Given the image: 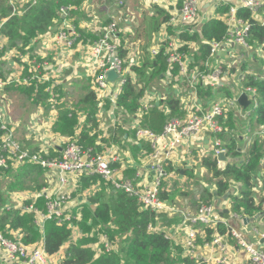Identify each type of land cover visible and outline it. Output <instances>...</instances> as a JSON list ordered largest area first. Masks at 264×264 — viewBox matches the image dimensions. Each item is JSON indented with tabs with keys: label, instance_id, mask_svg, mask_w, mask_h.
Instances as JSON below:
<instances>
[{
	"label": "crops",
	"instance_id": "1",
	"mask_svg": "<svg viewBox=\"0 0 264 264\" xmlns=\"http://www.w3.org/2000/svg\"><path fill=\"white\" fill-rule=\"evenodd\" d=\"M27 1L31 0H15L14 7L11 5L13 12L14 10L19 11ZM117 1L124 2V5L121 6L119 2V6H113V4L118 2L113 3L111 0H107L106 2L102 0H84L80 6L72 5L76 9L71 13L69 21L75 26L78 34L80 35L77 45L72 49H68L66 47L58 48L55 45V36L62 28L61 20H56L52 28H50L44 35H40L30 43V58L26 57V61L30 60V69L27 68L26 72H24L22 70V66L17 63L22 62L25 59L24 55L19 53V56H16L15 54H18L19 51L15 48L8 49L10 48L8 40L3 36L0 37V81L17 78L22 79L26 77L33 79L30 86L27 87L24 84H18L16 87L8 85L4 88L0 87V107L3 108L10 125L15 129L17 140H19L22 145L24 144L29 149L31 148L32 151H42L50 157H59L61 155L62 149L65 143L69 142L68 138L70 137L55 133L53 131V126L57 123L60 110H62L63 106H70L67 103L68 93L73 94L74 91H78L79 93L84 92L85 95L79 97V99L83 97L82 100H84L89 93L94 91V86L91 85V77L87 74L86 67H88V64H85L84 62L85 52L89 51L90 44L93 42L87 41V38L91 35L95 38L92 40H97L101 36L105 27L111 22H117L119 25L121 30L120 44L122 46H127V48H130L131 51H135L138 54V59H140L141 56L139 55L138 49L135 48L136 44L142 54V50L144 53L145 48L150 50L156 44L162 43L163 48L164 46L168 48V44L171 42L177 46L184 42L187 43V46H185L184 49L190 58H194L199 55L201 42L184 39L183 36L185 35L180 33L182 27L177 23L171 24L179 13L181 0ZM262 1L264 3V0ZM200 2L203 6L201 9L202 21L216 18L223 21L228 27V30L230 29L232 32L237 24L236 22L230 20L229 11L224 14H219L217 12L218 6L213 3L212 0H200ZM225 6H234L239 8L240 0H227ZM137 8H139L140 11L136 10ZM159 10L169 15L170 20L166 23L162 22L158 25V20H162V18L158 15ZM134 11L139 12L135 14ZM109 13L110 17H107L105 22L101 23L99 18H101L102 15H108ZM73 14L74 17H72ZM81 14L87 16L81 17ZM78 15L80 16L79 18ZM235 17L238 19L237 14ZM134 18L135 20H133ZM263 18L264 9L260 13V20ZM117 19L119 22L116 21ZM2 22L3 21H0V25ZM146 28L148 30L146 33L148 40H146V37L144 36V30ZM83 35H85L86 38L83 37ZM205 42L206 43H204V45L208 44L207 41ZM219 57L220 60L223 61L224 66H227L229 63L232 64L233 73L229 72L227 76H224L218 88L212 87L213 95L211 98L213 99H211V101L229 97L226 94L227 91H225V88L231 89L232 93H235V96H237V89L234 88L231 80L233 76H239V82L242 85L243 82L241 80H243L245 76L264 78V47L262 45L256 49L255 54L250 51L245 53V51L235 48L231 49L230 53L226 50L223 51L221 55L219 54V56H217V59ZM13 62L16 66H19L18 69L12 67ZM213 63L216 65L215 62ZM45 79H48V81ZM171 80H180L179 74L172 77ZM160 82L161 86L159 88H152L151 86L150 90L153 94H150V96L152 97L157 94H161L166 98L164 94L166 92L167 94L170 93L175 100L179 101L178 98H181L179 101V112L175 116H184V104L191 101H184V99L180 96L182 94L184 97H188V91L186 90L185 83L182 81L179 82V85L177 84L182 90L179 89L178 86L171 85L163 90L164 86H166V82L165 80H160ZM111 87L115 86L111 85ZM117 97L118 96H116V93L114 92V94L110 93V95H106L102 100L98 98L99 102L98 100L97 102L99 104L96 107L97 113L95 119L97 123H101L100 126L102 127L96 128L93 133L90 132V136L96 134L97 137L95 144L87 148H93L96 152L111 150L118 156L119 159L114 165L118 170L119 177L124 180H129L127 176H131V179L134 180L132 181L134 185L137 188L144 189L152 186L155 180V173L151 169V163L154 161L151 156V145L149 143L137 142L135 135L132 136L130 132L125 133L122 137L121 135L119 136L121 140L120 143L111 141L112 138L118 134L117 127L121 125H117V120L121 110V107L117 106ZM248 98L251 102L256 103L255 107L258 109L259 102L256 95L253 94L252 96L248 93ZM168 101V98L162 100L158 104V107L171 115V110L167 105ZM253 103H251V105ZM73 106L77 107V102H75ZM240 107V105H236L226 115L227 127H229V131L222 138L227 147V158L230 160L227 164H233L236 163V161L241 163L246 161V156L251 151V147L255 140H262V138L256 134L264 127V125H260L257 122L258 118L256 120L253 119L251 125L249 126L243 125L245 133L243 132L242 135L237 137L236 129L234 130L233 127V119L235 116L240 114L238 111ZM67 109H71V106ZM78 120L81 127L80 125L78 126L77 135L81 133L83 128L89 124L86 118H83L80 115ZM104 122H107L108 124V135H106V131H104ZM142 122L143 118L141 120V125ZM133 125L135 130V123H133L132 126ZM124 126L125 124L122 125V127ZM131 131H133V129H131ZM111 132H113V134ZM104 139H108L110 142L106 144ZM232 143H234L236 150L242 155L237 159L232 157V153L235 151H231L229 149V146H233ZM211 144L212 138L209 135L205 138L194 137L173 150L170 161L166 166L172 167L173 170L171 173L168 172V176L164 178L162 185V192H165L168 195V200H166V202L170 212H167L163 217L159 218L157 227L153 228V230L156 231L161 230L162 227L166 229L162 231L172 238V243L176 248H178V250L181 249L178 253L175 251L176 255L180 254L182 258L188 259L190 262L189 264H219L218 259L220 257V254L215 249L211 250L210 247H206V244H208V237H204V235H202L203 233L198 235L197 247L192 254L189 248L186 247L187 226H190L191 224L187 223L185 225L184 219H186V217H194L199 206L196 208L194 207L192 210L190 208L191 206L188 205L187 199L184 198L188 197V192L181 191L176 195L174 187L176 185L188 184L190 181L189 177H191V175H195V181H199V183L202 184H205V182L203 183V178L205 181H207V178H210V180L208 179L209 185H207V188L201 189V196L205 190L214 193V198L210 200V203L214 205L219 217L227 220L229 225L235 231L241 233L247 241L255 246H259L261 249L264 247V231L254 228L252 234H249V231L244 230L249 224L256 223L261 217V214H258L255 217L242 216V220L233 219L232 215L235 213H227V211H231L230 203L225 200L224 197L216 196V179H214L208 170L201 165L204 158L209 157L216 160L212 153ZM216 161H218V159ZM227 164L219 167L217 162L218 169L223 170ZM261 166L263 175L264 159L261 161ZM21 168L20 166L15 165L10 169L12 170V173H17ZM187 172H189L190 175H187ZM4 176V172L0 171V180H2ZM8 176L10 175H7V178H9ZM84 176L86 175L80 174L68 176L69 182L65 185H61L60 183L61 174L59 172L54 173L44 170V175L39 178V183L43 185L42 189L50 196L56 197L59 189H62L70 195V200L66 206L65 212L74 220L73 228H71L73 233L70 241L67 242L57 254L51 256V260L55 264L64 262L70 248L74 245L83 249L92 248V250L104 247L102 240L103 235H99V238H96L94 234L91 236L94 229H92L91 232L86 233L83 229L78 227L77 224L84 220L83 208L85 206L89 205L93 210L96 209L97 205L93 203L91 204L90 198L95 197L99 193L101 194L103 189L105 190L107 196L114 194L115 192L110 190L109 186L105 185V182L101 178L100 179L103 183H96L86 190L82 189V178ZM173 179L174 182L173 185H171ZM13 181L14 180H11L10 183ZM242 189V183L232 182L231 192L233 194H239ZM254 191H256L257 197L260 196L262 191L264 192L263 180L256 182V189H254ZM38 192L39 191L35 192L32 190L14 191L11 193L7 192V195L10 197L8 198V203L3 207H0V217L3 213L7 212V208H13V210L19 209L22 213L25 206L35 205V207L38 208ZM46 211L47 208L45 206V211L43 212ZM222 211H225L229 214V216L224 217L221 214ZM245 218H248L247 222H244ZM91 224L92 222L89 221L88 225ZM194 226L199 230L205 229L203 226H199V224L191 225V227ZM10 234L14 236L15 239H23L25 236V233L21 229L16 231L12 230L10 231ZM97 234L98 233L96 232V235ZM88 236L92 239L96 238V240L87 245L79 242L83 241ZM232 241L234 240L232 239ZM230 243V247L234 248L236 241L235 243L230 241ZM39 245L44 246V239H41L38 243L30 246L35 247ZM231 256L233 257V264H250L246 252L232 249ZM0 264L8 263L0 260Z\"/></svg>",
	"mask_w": 264,
	"mask_h": 264
},
{
	"label": "built area",
	"instance_id": "2",
	"mask_svg": "<svg viewBox=\"0 0 264 264\" xmlns=\"http://www.w3.org/2000/svg\"><path fill=\"white\" fill-rule=\"evenodd\" d=\"M15 0H9L10 4L14 7ZM37 0L27 1L26 4L32 2L36 3ZM217 6L226 5L227 0H212ZM123 6L124 2H120ZM202 4L200 0H181V7L179 13L171 24H178L182 27L181 34H188L193 36L194 32L200 30L204 21H202L201 9ZM248 9L252 12L254 18L261 22L264 26V18L260 20V11L264 9V3L262 0H240V7ZM236 7H229L230 20L236 22L234 29H229L227 36L221 41H212L209 44L210 52L207 60L202 63L201 67L190 68L194 63V58H190L184 47L187 43L182 42L177 46L174 43H169L166 51L168 54L167 62L172 67L174 65L179 66V82H184L186 90L188 91V97L180 95L184 101L191 100L189 103H185L184 111L185 115L178 117L172 116L168 118L163 131L156 133L148 128H143L141 120L144 114L150 112L153 108H159L158 104L168 98V94L165 91V97L161 94L156 96H150V93L140 100V110L135 117V138L137 142L149 143L151 145V156L154 161L151 163V169L155 173V180L152 186L141 189L137 188L130 180H124L118 175V170L114 165L118 162V156L111 150L103 152H96L93 148H86L76 142L65 143L62 153L59 157H50L42 151L27 150L16 138L15 129L10 125L3 108L0 107V170H7L15 165H35L43 170H48L54 173L59 172L61 174L60 183L65 185L69 182L68 176L75 175H87V176H99L105 185L109 186V189L114 191H123L130 197L138 199L139 204H142L144 210H151L156 214H166L169 211L168 204L165 200L160 198L162 192V184L165 177L168 176L166 166L170 161L173 150L182 145L184 142L194 137L211 136L212 138V153L213 156L218 159V156L224 153L227 157V147L224 143L223 136L229 131L227 127V114L236 105H240L238 102V96L230 99L229 97L221 98L215 101H211L213 98L203 99L199 95L200 86L204 89L218 88L224 76L233 73V66L231 63L224 66L219 54L223 51L230 53L231 49L242 47L245 53L250 51L251 46L248 44V35L251 30L252 24L248 21L236 19V14L239 10ZM76 8L72 5H64L59 9V19L62 23V28L57 32L55 36V45L58 48L72 49L77 45L80 35L73 24L70 23L71 13ZM16 12V10H14ZM170 24V25H171ZM0 25V37L1 28ZM121 30L117 22H111L105 27L101 36L90 44L89 51L85 52L84 62L88 64L87 74L94 79V92L97 98L100 100L105 95L116 93V96H120L123 93L125 85L128 81L136 83L137 79L132 67L139 64L138 54L135 51H131L127 46L120 44ZM206 43V42H205ZM264 47V43L262 44ZM139 51L138 45L135 46ZM163 46L162 43L156 44L150 52L153 56L160 54ZM239 49V48H238ZM121 50L125 52V57L121 56ZM216 65H214V63ZM166 75V86L163 90L168 88L171 84L172 68ZM110 71H115L118 74V79L115 82H109L107 74ZM164 77V76H163ZM246 77V76H245ZM244 77V78H245ZM27 79L29 81H27ZM11 79L6 81H0V87H6L11 84H24L32 83V78ZM256 79L263 80L264 78L256 77ZM48 81V79H45ZM244 80V79H243ZM241 80V81H243ZM25 85V84H24ZM114 85L115 87H111ZM114 88V89H112ZM257 90L252 87H247L246 92L240 93H252L257 96ZM55 96V95H52ZM117 97V99H118ZM178 98V97H177ZM179 101L181 98H178ZM160 109V108H159ZM168 115V112H166ZM262 140H264V127L257 133ZM150 156V157H151ZM218 166L222 167L227 164L224 161H217ZM264 175V172H263ZM256 189V187L254 188ZM43 198L46 202V212L41 211L35 205L25 206L23 213H35L36 225L43 231L47 221H57L62 225L67 223L68 228H73L74 220L71 216H68L65 212L66 206L70 200V195L63 191L58 190L56 197L50 196L45 190L38 192L37 200ZM36 200V201H37ZM264 206V204H263ZM13 208H7L6 211H11ZM233 219H243L240 214H233ZM184 224L187 223L199 224L203 226L204 230H199L195 226H187V239L186 247L189 248L191 254L197 247L198 235L203 233L204 237L207 236V229H213V235L211 240H207L206 247H210L211 250H216L220 257L218 259L219 264H233V257L231 256L232 249L237 251H243L247 253L250 264H264V250L259 246L247 241L241 233L235 231L227 220L219 217L213 204L206 203L201 204L197 209V213L194 217H186ZM222 225L225 227L226 232L221 233L218 227ZM150 229H153L150 226ZM168 238V236H166ZM169 239V238H168ZM236 241L234 248L230 247V241ZM103 245L105 250L100 249V255L104 252H115V244L119 241L116 238L111 241L106 234L102 236ZM170 240V239H169ZM171 241V240H170ZM233 243V242H232ZM57 254V253H56ZM55 255V254H54ZM51 256L46 250L45 246L39 245L31 247L22 242V239L16 240L8 239L0 232V260L5 261L8 264H55L51 260ZM66 260V259H65ZM59 264H64L61 262Z\"/></svg>",
	"mask_w": 264,
	"mask_h": 264
},
{
	"label": "trees",
	"instance_id": "3",
	"mask_svg": "<svg viewBox=\"0 0 264 264\" xmlns=\"http://www.w3.org/2000/svg\"><path fill=\"white\" fill-rule=\"evenodd\" d=\"M84 0H37L35 4L30 2L20 8L19 11L13 12L12 6L9 4V0H3L0 6V21H3L1 28V36L6 38L9 42L10 49H17L21 55L24 51H27L30 43L38 38L40 35H44L50 28L53 27L54 22L59 19V9L64 5L80 6ZM229 11V7L222 5L217 8L219 14H224ZM262 11V9H261ZM260 11V12H261ZM158 15L162 20H158V25L162 22L166 23L170 20V16L159 10ZM87 15L81 14V17ZM237 18L248 21L252 24L251 30L248 35V44L251 46L255 41L258 43H264V26L253 17L252 12L248 9L239 8L237 12ZM157 28V27H156ZM147 28L144 30V36L147 37ZM228 27L226 24L213 18L206 20L202 25V28L193 34L188 36L184 34V39L201 41L206 40L208 43L212 41H221L227 36ZM91 36V35H90ZM85 37V35H83ZM86 38V37H85ZM92 38L88 37L87 41H91ZM166 44V43H165ZM186 51V50H184ZM210 52L209 44L201 46L199 55L194 57V63L190 68L201 67L202 63L207 60ZM121 56L125 57V52L121 50ZM168 54L166 47L162 48L160 54L153 56L147 48L142 50L139 64L134 65L131 69L137 79L136 83L131 80L125 85L123 93L117 99V106L128 114H136L140 110V100L145 97V91L156 80H163L170 71V65L167 62ZM171 73L174 76L179 74V66L174 65L171 67ZM164 76V77H163ZM179 81L172 80L171 86H178ZM11 84L8 86H15ZM21 85V84H20ZM245 88L252 87L258 91L260 95V101L257 112V122L260 125H264V81L256 79V77L246 76L243 80ZM17 86V85H16ZM30 93V92H28ZM199 95L203 99H209L213 95V90L208 88L207 90L200 86ZM230 97V93L227 92ZM169 101L168 107L171 110V115H167L166 112L159 108H153L150 112L144 114L142 127L148 128L156 133H161L168 120L173 115H177L179 112V101L173 99V96L168 94ZM98 98L93 91L89 93L84 100L80 101L81 109L84 112H88L93 119H95L98 106ZM79 115L72 109L62 108L60 110L59 119L53 126V131L62 136H68L70 138L77 137L78 141L84 144V146L90 147L95 144L96 135L90 136V132H81L77 135L79 126ZM229 124V122H228ZM118 132L121 127H117ZM125 133H123L124 135ZM118 135V134H117ZM115 135L111 140L116 143H120V135ZM121 135V137L123 136ZM233 146H229L232 153V157L237 159L241 157V153L238 152ZM246 161L236 163H228L223 170H219L217 161L213 158H204L201 165L205 167L210 175L216 179V196L224 197L228 192L232 191V182H240L243 184V189L239 194H233L228 197L230 203V213L240 214L244 217H255L261 214L264 217V192L260 196H256V182L259 180L264 181V175H262L261 161L264 159V140H255L251 147V151L246 156ZM22 167V168H21ZM20 170L17 173H9L11 169L0 170L5 174L13 175L15 181L9 184V191H22L32 190L41 191L43 185L39 183V178L44 175V170L35 165L20 166ZM172 167H166V171L171 173ZM190 175L189 172L186 173ZM185 174V175H186ZM192 176V175H191ZM100 180L99 176H84L82 178V189L86 190L92 185L96 184ZM101 181V180H100ZM103 183V182H102ZM16 186L18 190L12 188ZM206 203H210V200L214 198V193L205 190ZM6 194V193H5ZM108 197V198H107ZM9 195L1 194L0 191V207H3L8 203ZM162 200H168V195L165 192L160 193ZM209 201V202H208ZM38 207L41 211H45V201L43 198L39 199ZM90 203L96 204L97 207L93 210L89 205L83 208L84 220L78 223V227L88 233L92 229L100 227L102 232L108 236L111 241L119 238L121 246L123 248L119 253H106L92 262L91 264H189V260L182 258L180 254L174 255V251L178 253L181 249L173 246L172 241L166 238L165 233L157 232L150 229L157 227L158 219L164 215H157L151 210H144L142 204H139L138 199L130 197L123 191H117L109 196L106 195L105 190L97 196L90 198ZM221 214L224 217H228L225 211ZM35 213H22L18 210L7 211L0 217V232L5 237L11 240H16L14 236L10 234L12 230H23L25 236L22 242L26 245H34L41 239H44L45 250L49 255H54L60 251V249L70 241L72 237V230L68 228L67 223L58 224L57 221H47L42 231L35 223ZM89 221L92 222L88 225ZM221 233H225L226 229L222 225L218 227ZM213 229H207L208 240L212 239ZM96 238H90L89 236L83 241H79L81 244L87 245L94 242ZM174 249V251H173ZM89 250V251H88ZM102 250H105L102 247ZM92 252V253H91ZM96 255V250L92 248L83 249L78 246H72L68 252L67 258L64 264H90L92 256Z\"/></svg>",
	"mask_w": 264,
	"mask_h": 264
},
{
	"label": "rangeland",
	"instance_id": "4",
	"mask_svg": "<svg viewBox=\"0 0 264 264\" xmlns=\"http://www.w3.org/2000/svg\"><path fill=\"white\" fill-rule=\"evenodd\" d=\"M5 1V0H4ZM102 1H107V0H102ZM113 3H116V2H118L117 0H111ZM105 2H102V3H105ZM120 2V1H119ZM119 2L118 3H116V4H113V6H119ZM2 3H3V0H0V6L2 5ZM10 3V2H9ZM11 5V4H10ZM112 6V5H111ZM219 7V6H218ZM117 10V9H116ZM136 10H139V8H137ZM140 11V10H139ZM138 11V12H139ZM138 12H136V11H134V13L136 14V13H138ZM107 14V13H106ZM90 16H93V15H90ZM72 17H74V14H73V16ZM80 16L78 15V18H79ZM107 17H110V13L108 14V15H102V17L101 18H99V21L101 22V23H104L105 22V20H106V18ZM77 18V19H78ZM133 20H135V18L133 19ZM116 21H118V19L116 20ZM119 22V21H118ZM90 38H92V39H95L93 36H90ZM146 40H148L147 39V37H146ZM91 41H94V40H91ZM205 41L206 40H202V41H200L201 42V46L202 45H204V43H205ZM260 45H262L261 43H258L257 41H255L254 42V44H252L251 45V48H250V52H253L254 54H255V51H256V49L260 46ZM29 48L27 49V51H24L23 52V55H24V60L23 59H21V60H23L22 62H17V63H19L21 66H22V70L24 71V72H26V69L27 68H29L30 69V60H28V61H26V57H29L30 58V46H28ZM8 49H10V48H8ZM16 56H19V54H15ZM3 62H5V61H3ZM27 63V64H26ZM12 67H15V68H19V66H16L15 64H14V62H13V64H12ZM27 78H29V77H26L25 79H27ZM91 79V85L92 86H94V79L91 77L90 78ZM231 80H232V82H233V86H234V88H236L237 89V92H246V88L239 82V76H233L232 78H231ZM19 81V78H17V82ZM27 81H29L28 79H27ZM243 82V81H242ZM25 84V86L27 87V86H30V82L29 83H24ZM90 84V83H89ZM149 87L146 89V91H145V95H148L149 93H150V89H151V86H152V88L153 87H156V88H159L160 86H161V82H160V80H156V81H154L151 85H148ZM15 87H16V85H15ZM4 88V87H3ZM178 88L179 89H181L179 86H178ZM182 90V89H181ZM225 91H227L228 93H230V98H234L235 97V93H232V90L231 89H229V88H225ZM89 92V91H88ZM227 92H226V94H227ZM85 95V93L83 92V93H79L78 91H74L73 92V94H71V93H68V100H67V103L71 106V109L73 110V111H75L76 112V114H78L79 113V115L80 116H82L83 118H86V120H87V122L89 123L87 126H85L84 128H83V131L82 132H95V129L96 128H101L102 126H100L101 125V123H97V121H96V119H93L92 118V116H90L89 115V113L87 112V113H85L84 111H82V110H80L81 109V104H80V100H82V98L81 99H79V97H81V96H84ZM250 95H252L253 96V94H251L250 93ZM106 96V95H105ZM73 97H75V98H73ZM146 97V96H145ZM257 100H258V102L261 100L260 99V95H258V92H257ZM73 98V99H72ZM103 98H105V97H101V99H103ZM75 102H77V107H74L73 106V104H75ZM253 103V102H252ZM255 104L256 103H253L251 106H249L248 108H246V109H244V108H242V107H240L239 108V112H240V114H238L237 116H235L234 117V119H233V127H234V130L236 129V135H237V137L239 136V135H242L243 134V132H244V128H243V125H251V122L253 121V119L254 120H256L257 119V112H258V109H257V107H255ZM70 106H66V105H64L63 106V108L65 109V108H68V107H70ZM237 111V112H238ZM137 114L138 113H136V114H128V113H126V112H124L122 109L120 110V113H119V118H118V120H117V125L118 124H121L120 125V127H121V130L118 132V134L119 135H123V133H127V132H130V134H132V136H134L135 135V130H134V125L132 126V124L134 123V121H135V117L137 116ZM127 122H130V123H127ZM83 124V123H82ZM123 124H125V126L124 127H122V125ZM80 125V124H79ZM104 125H105V129H104V131H106V135H108L109 134V132H107L108 131V124H107V122H104ZM80 127H81V125H80ZM131 129H133V131H131ZM112 134H113V132H111ZM245 133V132H244ZM94 135H96V134H94ZM93 135V136H94ZM113 139V138H112ZM68 141H71V142H76V143H79L80 145H82V143L81 142H79L78 141V139L77 138H75V137H72V138H68ZM104 142L106 143V144H108L110 141L108 140V139H104ZM23 146L27 149V150H32L31 148L29 149L27 146H25L24 144H23ZM83 146H84V144H83ZM105 151V150H104ZM99 152V151H98ZM115 167V166H114ZM116 168V167H115ZM8 170V169H7ZM205 171V170H204ZM9 173H12L11 171H8V174ZM5 174V173H4ZM8 174H5V176L2 178V180H0V191H1V194L2 195H4V198H5V195H7V192L9 191V184H10V181L11 180H14L15 181V179H14V177H13V175L11 174L10 176H8L9 178H7V175ZM89 177V176H88ZM199 177H200V175H199ZM127 178L129 179V180H131V181H134L133 179H131L132 177L131 176H127ZM202 179V178H201ZM208 179L210 180V178H207V181H205V179L203 178V183L205 182V184H202V183H199V181H195L196 180V176L194 175H192L191 177H189V183L188 184H186V185H176L175 187H174V189H175V194L177 195L179 192H181V191H186V192H188V197H184V198H186L187 199V201H188V205L189 206H191L190 208L193 210V208L195 207H197V206H201V204H206V202H205V199H203V197H206V193H204V191H203V194H202V196H201V189H204V188H207V185H209V181H208ZM101 180V179H100ZM99 179H98V182L97 183H102V180L100 181ZM16 182V181H15ZM173 182H174V179H173V181L171 182V185H173ZM163 185V184H162ZM13 190H18L17 189V187L16 186H14L13 188H12V191ZM6 193V194H5ZM97 196V195H96ZM10 197V196H9ZM108 198V197H107ZM198 207V208H199ZM39 208V207H38ZM263 208H264V206H263ZM40 209V208H39ZM41 210V209H40ZM157 215H165L164 213L163 214H157ZM172 216V215H171ZM170 216V217H171ZM166 221H167V219H166ZM254 228H257V229H259L260 231H264V217H260L259 219H258V221L256 222V223H254V224H249L248 226H246L245 227V231H249L250 233L249 234H252V232H253V230H254ZM95 229H96V231H95ZM153 230V229H152ZM162 230H166V229H164L163 227H162V229L161 230H159V231H157V232H163ZM91 232V231H90ZM96 232L98 233L97 235H96ZM163 233H165V232H163ZM93 234L96 236V238H99V235H103V232H102V230H101V228L100 227H97V228H94V230L92 231V234H91V236H93ZM165 235H167L168 236V238L172 241V238L168 235V234H166L165 233ZM167 238V237H166ZM120 241L121 240H119L118 242H117V244H115V253H119L120 251H121V249L123 248V246H121V243H120ZM233 243H235L234 241H232ZM174 246V245H173ZM175 247V246H174ZM261 249V248H260ZM263 250H264V247L262 248ZM96 250V249H95ZM89 251V250H88ZM173 251H174V249H173ZM92 253V252H91ZM176 254V252L174 251V255ZM101 255H100V249H97L96 250V255L94 254V256H92V258H91V260L89 261V263L91 264L92 262H94L95 260H97L99 257H100ZM67 258V257H66ZM120 264H121V262H120Z\"/></svg>",
	"mask_w": 264,
	"mask_h": 264
},
{
	"label": "water",
	"instance_id": "5",
	"mask_svg": "<svg viewBox=\"0 0 264 264\" xmlns=\"http://www.w3.org/2000/svg\"><path fill=\"white\" fill-rule=\"evenodd\" d=\"M239 49L243 50L242 47H238ZM107 78L109 82H115L118 79V74L115 71H110L107 74ZM236 95L238 96V102L240 104V106L244 109L248 108L249 106H251V101L248 98L247 93H239L237 92ZM218 160L219 161H224V162H230V160L226 157V155L224 153L220 154L218 156ZM231 195V192H228L225 196L224 199L228 200V197ZM227 213H230L229 211H227ZM248 218H245L244 222H247ZM252 221V220H249Z\"/></svg>",
	"mask_w": 264,
	"mask_h": 264
}]
</instances>
